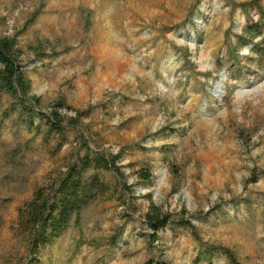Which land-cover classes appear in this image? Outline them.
<instances>
[{"label": "rangeland", "instance_id": "374dc122", "mask_svg": "<svg viewBox=\"0 0 264 264\" xmlns=\"http://www.w3.org/2000/svg\"><path fill=\"white\" fill-rule=\"evenodd\" d=\"M0 35L23 50L36 109L80 113L131 184L33 264H264V0H0ZM10 107L0 92V264H26L17 208L65 170L76 138ZM98 173L114 187L112 169ZM151 203L170 216L155 233Z\"/></svg>", "mask_w": 264, "mask_h": 264}, {"label": "trees", "instance_id": "16d2710c", "mask_svg": "<svg viewBox=\"0 0 264 264\" xmlns=\"http://www.w3.org/2000/svg\"><path fill=\"white\" fill-rule=\"evenodd\" d=\"M0 92L11 98V110L20 114L27 127H33L34 117L41 116L50 132L65 137L66 130L75 131L72 159L65 170L50 183L38 186L31 198L17 208L18 226L29 240L28 252L31 256L26 264H33L37 260L35 253L38 247L58 238L83 209L114 192L130 194L131 184L124 179V172L116 164V154L91 146L86 129L79 121L80 113L68 115L58 109L67 106L63 100L57 101L58 107H53L47 114L36 109L40 99L31 91L23 50L14 36L0 35ZM110 169L115 172L114 187L98 173V170ZM171 171L178 174L177 167L173 165ZM139 178L145 182L151 181L149 168L139 169ZM145 222L155 233L170 223V216L160 206L151 203L145 213ZM180 222L192 230L191 221L184 219L182 214ZM229 256L232 264H238L233 255Z\"/></svg>", "mask_w": 264, "mask_h": 264}]
</instances>
